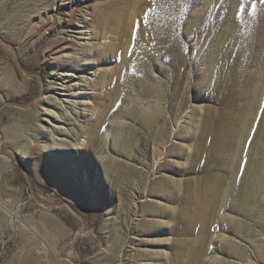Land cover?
I'll list each match as a JSON object with an SVG mask.
<instances>
[{
  "label": "rangeland",
  "instance_id": "obj_1",
  "mask_svg": "<svg viewBox=\"0 0 264 264\" xmlns=\"http://www.w3.org/2000/svg\"><path fill=\"white\" fill-rule=\"evenodd\" d=\"M0 264H264V0H0Z\"/></svg>",
  "mask_w": 264,
  "mask_h": 264
},
{
  "label": "bare ground",
  "instance_id": "obj_2",
  "mask_svg": "<svg viewBox=\"0 0 264 264\" xmlns=\"http://www.w3.org/2000/svg\"><path fill=\"white\" fill-rule=\"evenodd\" d=\"M140 62V56H138V55H133V57H132V60H131V58H130V60H129V63L130 64H133V65H137L138 63ZM112 108V107H111ZM113 110V109H112ZM111 110V111H112ZM55 120H57L56 119V117H55ZM58 121V120H57ZM96 131H97V129H93V135H94V143L96 144L97 142V133H96ZM96 146V145H95Z\"/></svg>",
  "mask_w": 264,
  "mask_h": 264
}]
</instances>
